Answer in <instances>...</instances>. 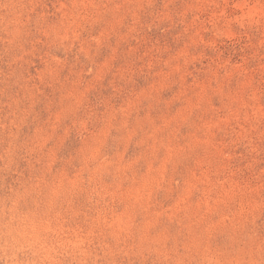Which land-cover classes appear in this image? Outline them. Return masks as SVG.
<instances>
[{
	"label": "rangeland",
	"instance_id": "obj_1",
	"mask_svg": "<svg viewBox=\"0 0 264 264\" xmlns=\"http://www.w3.org/2000/svg\"><path fill=\"white\" fill-rule=\"evenodd\" d=\"M0 264H264V0H0Z\"/></svg>",
	"mask_w": 264,
	"mask_h": 264
}]
</instances>
